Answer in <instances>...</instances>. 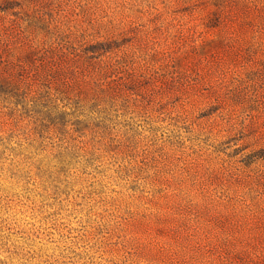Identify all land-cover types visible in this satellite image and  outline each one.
<instances>
[{"label": "rangeland", "instance_id": "374dc122", "mask_svg": "<svg viewBox=\"0 0 264 264\" xmlns=\"http://www.w3.org/2000/svg\"><path fill=\"white\" fill-rule=\"evenodd\" d=\"M4 193L77 264H264V0H0Z\"/></svg>", "mask_w": 264, "mask_h": 264}, {"label": "trees", "instance_id": "16d2710c", "mask_svg": "<svg viewBox=\"0 0 264 264\" xmlns=\"http://www.w3.org/2000/svg\"><path fill=\"white\" fill-rule=\"evenodd\" d=\"M36 203L31 197L0 194V264H77V258L87 257L78 251L79 236L60 229L54 213L33 214L31 218L38 221H31L6 211L13 205Z\"/></svg>", "mask_w": 264, "mask_h": 264}]
</instances>
